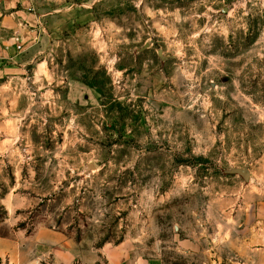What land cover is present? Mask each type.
Returning <instances> with one entry per match:
<instances>
[{
	"label": "rangeland",
	"instance_id": "rangeland-1",
	"mask_svg": "<svg viewBox=\"0 0 264 264\" xmlns=\"http://www.w3.org/2000/svg\"><path fill=\"white\" fill-rule=\"evenodd\" d=\"M18 5L49 72L0 74V257L49 227L116 264H264V0Z\"/></svg>",
	"mask_w": 264,
	"mask_h": 264
},
{
	"label": "crops",
	"instance_id": "crops-1",
	"mask_svg": "<svg viewBox=\"0 0 264 264\" xmlns=\"http://www.w3.org/2000/svg\"><path fill=\"white\" fill-rule=\"evenodd\" d=\"M9 1L0 0V60H6L7 65V70L3 69V71H1L0 69V74L4 75L10 73L12 77L11 81H7L5 87L3 86L6 90L13 89L14 86L18 88V85L20 84V81L18 80L25 79V71H27V67L30 68L33 79L36 81L42 80L45 72H49L48 66L43 62H35L36 57L34 50L37 52V47L34 45L33 49L27 53L25 49L26 46H24L25 44L23 45V38L21 37L22 32L24 33L23 36L25 37V40L28 41L29 44L31 41H33L31 43H35V39L38 37L34 33L36 32L34 25L37 24L32 23L34 20L21 10V7L18 5L20 0ZM6 7H13L14 9L11 8L10 14H6ZM24 19L29 21H24ZM10 21L12 22L13 28L6 31L5 25ZM3 30L6 31V33H3ZM28 30L30 31L27 32ZM16 37L20 38L22 48L17 52H11L7 44L10 42L15 44ZM27 77L29 76L27 75ZM39 230H43L41 232L43 237L38 246V248H40L38 251V257L29 258L28 260L26 255L22 258L18 252L11 254V252L7 250L3 253V258H9L16 264H35V262L41 263L43 260L50 264H96L100 255L104 254L109 259V263L116 264V261H113L105 250L106 247L99 252L95 250L92 245H84L83 242L75 239L64 229L40 227L34 232H39ZM36 251L37 250H33L31 253H35ZM3 258L0 257V261Z\"/></svg>",
	"mask_w": 264,
	"mask_h": 264
},
{
	"label": "water",
	"instance_id": "water-1",
	"mask_svg": "<svg viewBox=\"0 0 264 264\" xmlns=\"http://www.w3.org/2000/svg\"><path fill=\"white\" fill-rule=\"evenodd\" d=\"M228 173H237L238 175H240L243 180L245 182H248L249 181V178H250V170L248 168H240V167H237V168H234V169H231L229 171H227Z\"/></svg>",
	"mask_w": 264,
	"mask_h": 264
},
{
	"label": "built area",
	"instance_id": "built-area-1",
	"mask_svg": "<svg viewBox=\"0 0 264 264\" xmlns=\"http://www.w3.org/2000/svg\"><path fill=\"white\" fill-rule=\"evenodd\" d=\"M15 46H16L17 50L22 48L21 40L19 37L15 38Z\"/></svg>",
	"mask_w": 264,
	"mask_h": 264
}]
</instances>
